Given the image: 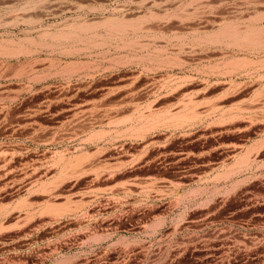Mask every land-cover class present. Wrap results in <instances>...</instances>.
Segmentation results:
<instances>
[{
    "label": "rangeland",
    "instance_id": "1",
    "mask_svg": "<svg viewBox=\"0 0 264 264\" xmlns=\"http://www.w3.org/2000/svg\"><path fill=\"white\" fill-rule=\"evenodd\" d=\"M0 264H264V0H0Z\"/></svg>",
    "mask_w": 264,
    "mask_h": 264
},
{
    "label": "bare ground",
    "instance_id": "2",
    "mask_svg": "<svg viewBox=\"0 0 264 264\" xmlns=\"http://www.w3.org/2000/svg\"><path fill=\"white\" fill-rule=\"evenodd\" d=\"M134 185V184H133Z\"/></svg>",
    "mask_w": 264,
    "mask_h": 264
}]
</instances>
